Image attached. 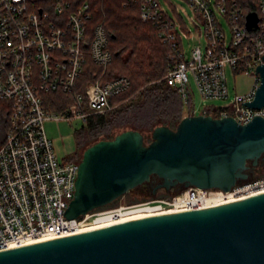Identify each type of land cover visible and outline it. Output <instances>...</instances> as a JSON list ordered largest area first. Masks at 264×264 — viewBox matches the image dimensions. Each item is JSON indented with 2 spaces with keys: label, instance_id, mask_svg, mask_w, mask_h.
Returning a JSON list of instances; mask_svg holds the SVG:
<instances>
[{
  "label": "built area",
  "instance_id": "obj_1",
  "mask_svg": "<svg viewBox=\"0 0 264 264\" xmlns=\"http://www.w3.org/2000/svg\"><path fill=\"white\" fill-rule=\"evenodd\" d=\"M165 1L127 0L124 5H138L141 21L153 24L168 46L165 80L185 105L191 103L192 75L203 99L231 98L226 106L205 107L202 115L232 117L243 125L264 117V107L243 105L254 101L262 80L256 69L264 65V0H185L190 23L201 24L205 38L190 54L184 41L191 30L176 13L177 5ZM92 5L93 0H0V251L106 228L134 216L203 210L264 194V177H258L229 192L197 187L161 191L166 195L137 205L110 204L72 220L64 216L75 197L81 161L59 155L45 122L81 119L86 124L90 116L112 111L114 99L131 85L125 76L106 80L112 63L109 35L102 23L90 27ZM251 13L258 23L249 30ZM88 58L101 75L83 89ZM228 69L253 77L252 87L232 97ZM55 93L68 97L72 110L48 108L46 96Z\"/></svg>",
  "mask_w": 264,
  "mask_h": 264
},
{
  "label": "water",
  "instance_id": "obj_2",
  "mask_svg": "<svg viewBox=\"0 0 264 264\" xmlns=\"http://www.w3.org/2000/svg\"><path fill=\"white\" fill-rule=\"evenodd\" d=\"M247 27L258 23L248 15ZM264 60V56H263ZM262 80L250 108L264 107ZM257 75V74H256ZM264 160V117L190 115L176 129L157 127L101 140L83 154L68 220L108 206L152 178V195L182 188L231 191ZM0 264H264V194L185 213L152 216L0 251Z\"/></svg>",
  "mask_w": 264,
  "mask_h": 264
},
{
  "label": "trees",
  "instance_id": "obj_3",
  "mask_svg": "<svg viewBox=\"0 0 264 264\" xmlns=\"http://www.w3.org/2000/svg\"><path fill=\"white\" fill-rule=\"evenodd\" d=\"M126 1L93 0V20L90 27L104 24L109 35L108 49L112 53L106 80L125 76L131 85L128 91L114 99L115 107L112 111L90 116L86 124L75 133V153L88 149L101 140H112L128 130H137L146 139L147 135H151L149 143L157 127L176 129L185 116L194 113L191 103L186 106L180 92L165 80L168 46L159 39L153 24L141 21L138 5L133 2L124 5ZM100 75L101 68L88 58L81 80L82 88L95 82ZM56 94L62 93L49 94L46 101L51 105V110L57 112L62 107L58 108V100L51 98ZM2 105L4 103L0 102V106ZM152 189L153 187L148 194L152 195Z\"/></svg>",
  "mask_w": 264,
  "mask_h": 264
},
{
  "label": "rangeland",
  "instance_id": "obj_4",
  "mask_svg": "<svg viewBox=\"0 0 264 264\" xmlns=\"http://www.w3.org/2000/svg\"><path fill=\"white\" fill-rule=\"evenodd\" d=\"M162 1L166 3L165 0ZM170 2H173L175 5H177L178 11L176 13L183 20V22L187 26V29L191 30L189 36L184 41V47L186 51L189 53L194 46L199 44L204 45L205 38L202 36L201 24H198V26L196 27L194 26L193 23H190L189 19L192 18L193 16L190 6L187 4V2L185 0H170ZM195 22L197 23V21ZM223 26L226 30L227 35L230 37L231 33L229 27L226 25V23H224V21H223ZM227 74H228V83L232 97L234 96L235 93L247 92L254 83V78L246 73L241 72L239 74H234L230 69H228ZM189 88L192 93L191 105L193 111L197 115L201 114L205 109V107H222L230 104L231 98L229 100L203 99L198 91V88L195 83V79L192 75H190L189 77ZM52 97L58 100L56 106H58V108L62 107L61 109H59V111H57V113H61L65 109L72 110L71 102L66 96L62 94H56L51 96V98ZM48 108H52L50 104L48 105ZM84 125L85 124L81 119L48 120L45 122L44 127L46 133L53 140L56 151L58 153L59 151H62L65 154L66 161H79V160L82 161L80 157H83V154L87 150V148L81 150V152L78 151L77 153H75L77 147L75 145L74 137H75V133L79 131ZM147 136L148 138H150L151 135H147ZM148 138L146 139L147 143L149 140ZM73 150H75V152L71 153ZM258 177H264V166L257 168L256 172L250 179H254ZM184 189L185 188H182L177 192H181ZM160 195L161 194H157L156 196H160ZM156 196H153L150 193L148 194V191L142 188H137L125 194L123 197L119 198L115 202H113L111 206L118 207V206L137 205L140 203L147 202L155 198Z\"/></svg>",
  "mask_w": 264,
  "mask_h": 264
},
{
  "label": "flooded vegetation",
  "instance_id": "obj_5",
  "mask_svg": "<svg viewBox=\"0 0 264 264\" xmlns=\"http://www.w3.org/2000/svg\"><path fill=\"white\" fill-rule=\"evenodd\" d=\"M74 152H75V150H73L72 153H74ZM261 166H264V160H261L260 163H259V165H258L257 167L251 165V170L254 171V172H256L257 168H259V167H261ZM161 182H162L161 179H159L158 177H155V178H152V180H151L149 183H147V184L141 186L140 188H142V189H144V190H146V191H149L150 188H152V187H154V186L160 184ZM174 192H176V191H175V190H172V191H170V192H166V193H167V194H172V193H174ZM160 193H161V192H160ZM160 193H158V194H160Z\"/></svg>",
  "mask_w": 264,
  "mask_h": 264
},
{
  "label": "bare ground",
  "instance_id": "obj_6",
  "mask_svg": "<svg viewBox=\"0 0 264 264\" xmlns=\"http://www.w3.org/2000/svg\"><path fill=\"white\" fill-rule=\"evenodd\" d=\"M235 202H236V201H235ZM147 217H151V216H147V215L134 216V217H132V218H127V219H125V220H123V221L117 222V224H118V223H123V222H125V221L138 220V219H143V218H147ZM114 224H116V223H114ZM107 227H109V226H107Z\"/></svg>",
  "mask_w": 264,
  "mask_h": 264
},
{
  "label": "crops",
  "instance_id": "obj_7",
  "mask_svg": "<svg viewBox=\"0 0 264 264\" xmlns=\"http://www.w3.org/2000/svg\"><path fill=\"white\" fill-rule=\"evenodd\" d=\"M243 93H245V92H243ZM72 152H73V151H72ZM72 152H71V153H72ZM59 155H60L61 157L66 158L65 154H64L62 151H59Z\"/></svg>",
  "mask_w": 264,
  "mask_h": 264
}]
</instances>
